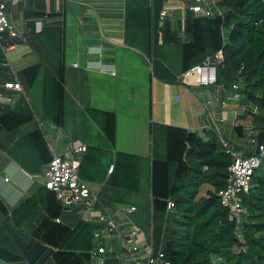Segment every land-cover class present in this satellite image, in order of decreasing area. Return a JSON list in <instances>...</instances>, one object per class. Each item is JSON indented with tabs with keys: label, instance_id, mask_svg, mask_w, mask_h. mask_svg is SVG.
Instances as JSON below:
<instances>
[{
	"label": "trees",
	"instance_id": "1",
	"mask_svg": "<svg viewBox=\"0 0 264 264\" xmlns=\"http://www.w3.org/2000/svg\"><path fill=\"white\" fill-rule=\"evenodd\" d=\"M128 7L132 20L142 15L147 20L149 52L168 43V28L162 31L164 43L154 26L162 0H133ZM222 14L212 17L194 15L186 10L184 26L187 39L180 45L179 74L201 63L207 56L222 51L217 66L219 84L239 82L243 93L257 108L251 113L255 137L264 141V0H215ZM229 29L226 37L222 30ZM29 41L40 54L41 63L29 66L18 74L23 88L41 98L39 117L27 110H0V148L26 172L43 173L52 158L42 129L35 115L60 126L64 115V30L61 21L33 30ZM6 39V37H5ZM5 41V40H4ZM170 41V40H169ZM2 55L0 51V56ZM158 66L175 81L170 69L158 60L153 73L160 78ZM2 68L0 77H10ZM235 84V83H234ZM35 109V108H34ZM33 109V111H34ZM110 145L115 143L116 116L114 112L89 110ZM152 155L149 164L150 229L154 250L161 249L172 264H264V157L253 172L251 187L242 196L247 210L243 221L241 242L235 234V223L221 206L217 191L227 179L231 155L225 152L215 136L204 140L187 129L153 123L150 126ZM4 133L14 135L8 145L1 140ZM101 154L107 152L99 148ZM81 154L79 173L82 178L97 182L104 180L114 190L133 193L140 191L141 158L135 154L116 152L111 172L107 168L96 176L91 171L90 150ZM96 164V163H95ZM206 166V169L203 167ZM100 164H98V168ZM208 183L212 190L197 198L199 187ZM43 200L44 217L39 228L42 234L34 242L24 244L9 229L8 223L16 206L10 207L0 195V260L13 264H87L88 250L94 244L93 232L99 225L82 220L74 210L63 212L55 193L40 184L26 197L18 210L29 205L37 195ZM100 199V198H99ZM174 201V210L167 211V201ZM23 211V210H22ZM178 215V221L175 218ZM60 218V222L56 219ZM174 221V223H172ZM217 258V263L214 258Z\"/></svg>",
	"mask_w": 264,
	"mask_h": 264
},
{
	"label": "crops",
	"instance_id": "2",
	"mask_svg": "<svg viewBox=\"0 0 264 264\" xmlns=\"http://www.w3.org/2000/svg\"><path fill=\"white\" fill-rule=\"evenodd\" d=\"M0 1L6 4L8 19L21 34L18 38L6 36L4 41V54L17 76L25 68L41 63L40 54L28 37L33 30H41L57 21H61L64 30L65 96L62 124L58 126L45 117L38 118L41 98L31 95V88L24 90V96H20L16 104L8 109L38 113V117L34 114L36 124L48 134L41 121L47 123V128L53 134L52 141L62 153L75 146L85 145L90 154L95 156L90 160L94 176L97 171H104L113 165L116 152L142 157L139 192L125 193L109 187L105 180L97 182L85 178L98 193L101 204L114 214L117 222L136 225L130 217L135 210L125 216L120 210L124 207L129 208L145 200H148L150 207L149 171L146 174L147 187L143 188L142 165L144 161L147 162L149 169L152 158L151 124L181 127L204 140L212 136L221 137L238 153L247 155L252 152L249 110L254 104L239 92L240 81L231 85L188 84L178 79L169 80L159 66L162 78L153 73L154 61L158 60L170 69L175 78L180 75V45L187 39L184 12H177L163 21L157 19L154 24L158 28L157 32L167 27L169 33L166 36L170 41L153 54L149 52L146 18L141 14L134 20L128 17V5L132 0ZM207 5L216 12L214 0H209ZM228 31L223 29V36L226 37ZM6 69L7 73L9 70ZM234 83L238 85L237 89L232 87ZM237 91L240 94L238 99L233 98ZM91 109L115 113L114 145H110L103 135L97 120L89 111ZM92 147L107 153L101 154L96 149H90ZM11 160L8 171L12 174L7 173L3 182L0 181V195L8 205L11 203L9 206L13 205L15 201L12 200L19 197L22 189L28 190L30 186V180L27 182L23 175L29 179L37 178L40 184L44 180L42 173H28ZM108 169L105 178L111 172ZM12 175L16 178L15 183L12 182ZM212 189L210 184H202L199 196H206L208 190ZM106 264L116 262L108 258Z\"/></svg>",
	"mask_w": 264,
	"mask_h": 264
},
{
	"label": "built area",
	"instance_id": "3",
	"mask_svg": "<svg viewBox=\"0 0 264 264\" xmlns=\"http://www.w3.org/2000/svg\"><path fill=\"white\" fill-rule=\"evenodd\" d=\"M209 0H164L158 14L160 21L172 17L177 12L191 11L194 15L212 17L214 12L208 8ZM215 1V0H214ZM217 14L221 15L222 10L216 7ZM159 44H163L162 30L158 31ZM21 37L6 14V4L0 1V72L8 68V78L0 77V110L16 104L20 96H24V88L17 74L11 69L5 52V37ZM223 54L218 50L207 56L201 63L191 66L180 73L178 80L188 84L212 85L217 81V66L222 61ZM7 70V69H6ZM234 89L238 85L233 84ZM239 92L233 94L238 99ZM257 113L254 106L249 110ZM43 131V130H42ZM52 158L43 170V184L50 191L55 193L62 211L70 213L76 211L80 218L86 222H95L99 227L93 232L94 244L88 250L89 264H106L111 258L116 264H172L161 249L154 250L151 230L143 231L140 227L130 222H117L114 214L104 207L99 195L94 191L87 180L81 177L79 168L81 154L86 151L85 145H78L65 152L57 149L56 143L50 141V136L43 131ZM249 134L253 149L250 154L244 155L236 152L223 138L219 141L225 152L231 155V163L227 170L228 175L225 185L217 191L219 203L228 211V216L235 223V234L239 242L242 241L243 221L247 216V210L242 204V196L251 187L253 172L259 167L264 157V141L259 142L255 137V130L250 121ZM53 140V139H52ZM113 168L109 166L108 172ZM206 168V166H204ZM8 180V178H5ZM174 201H167V211L174 209ZM123 214L135 210L134 206L124 207ZM60 222V218L56 219ZM0 264H13L0 260ZM28 264V263H22Z\"/></svg>",
	"mask_w": 264,
	"mask_h": 264
},
{
	"label": "rangeland",
	"instance_id": "4",
	"mask_svg": "<svg viewBox=\"0 0 264 264\" xmlns=\"http://www.w3.org/2000/svg\"><path fill=\"white\" fill-rule=\"evenodd\" d=\"M134 1L130 2L128 6H132ZM216 4V2H215ZM44 124L45 130L48 131V135L50 136V141L52 142V133L47 128V123L44 121H41ZM1 142L4 145H8L12 140V135H7V133H4ZM52 134V135H51ZM82 135V134H81ZM5 150V149H4ZM0 148V181L3 182V177L7 175V173L10 174L11 171L9 170L10 164L12 163V160L8 154V152L4 151ZM148 165L147 162L144 161L142 165V182H143V188L147 187V175L148 174ZM21 171L18 170V174H20ZM12 174V172H11ZM146 175V176H145ZM13 176V175H12ZM27 182L30 180V186L28 190L22 189L21 194L19 197L16 196L15 201L13 205L16 206L15 214L11 217V222L8 223L9 229L15 234L18 239L24 243L28 244L31 242H34L38 239V236L42 234V230L39 228V224L44 217V209H43V200L41 199V196L38 194L36 197H33L30 200L29 205L24 206V208H21L22 210H18L19 205L17 203H21L26 197H29L35 192V189L40 185V182L36 178H31L27 175H23ZM12 182H16V178H12ZM26 182V181H25ZM21 187V186H20ZM24 190V191H23ZM20 191V190H19ZM201 192H198L197 198H202L203 196H199ZM205 193V192H204ZM206 195V194H205ZM148 200H145V202L140 201L139 203H135V212L130 215V217L133 219L136 225H138L143 231L148 232L150 229V207L148 206ZM11 204V203H10ZM9 204V205H10ZM11 205V206H13ZM10 206V207H11ZM14 207V206H13ZM174 210V209H173ZM172 210V211H173ZM4 215L0 214V219H3ZM178 215L175 218V222L178 221ZM174 223V221H172ZM214 258V257H213ZM218 259L214 258V262L217 263Z\"/></svg>",
	"mask_w": 264,
	"mask_h": 264
}]
</instances>
